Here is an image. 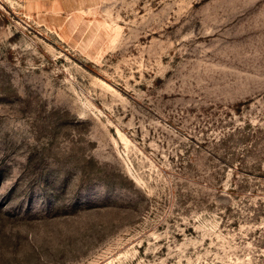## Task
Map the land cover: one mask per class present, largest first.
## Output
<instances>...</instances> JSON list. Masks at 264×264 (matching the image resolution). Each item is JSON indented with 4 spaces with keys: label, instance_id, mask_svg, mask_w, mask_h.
<instances>
[{
    "label": "rangeland",
    "instance_id": "rangeland-1",
    "mask_svg": "<svg viewBox=\"0 0 264 264\" xmlns=\"http://www.w3.org/2000/svg\"><path fill=\"white\" fill-rule=\"evenodd\" d=\"M0 264H264V0H0Z\"/></svg>",
    "mask_w": 264,
    "mask_h": 264
},
{
    "label": "crops",
    "instance_id": "crops-1",
    "mask_svg": "<svg viewBox=\"0 0 264 264\" xmlns=\"http://www.w3.org/2000/svg\"><path fill=\"white\" fill-rule=\"evenodd\" d=\"M40 2L42 1V0H39ZM55 1H57V4L59 5V6H61L62 8H63V6L64 7H67V0H55ZM43 3V2H42ZM63 5V6H62Z\"/></svg>",
    "mask_w": 264,
    "mask_h": 264
}]
</instances>
